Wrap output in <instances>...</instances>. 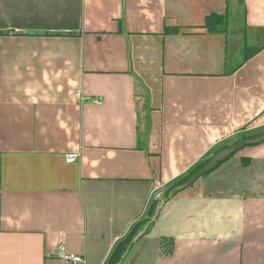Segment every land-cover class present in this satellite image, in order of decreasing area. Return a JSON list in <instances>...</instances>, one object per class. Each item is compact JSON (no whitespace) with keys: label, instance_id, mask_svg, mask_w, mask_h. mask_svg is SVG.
Masks as SVG:
<instances>
[{"label":"crops","instance_id":"1","mask_svg":"<svg viewBox=\"0 0 264 264\" xmlns=\"http://www.w3.org/2000/svg\"><path fill=\"white\" fill-rule=\"evenodd\" d=\"M256 133L264 0H0V264H107L167 187ZM234 157L124 264H264V145Z\"/></svg>","mask_w":264,"mask_h":264},{"label":"trees","instance_id":"2","mask_svg":"<svg viewBox=\"0 0 264 264\" xmlns=\"http://www.w3.org/2000/svg\"><path fill=\"white\" fill-rule=\"evenodd\" d=\"M227 27H228V17L226 14L212 13L206 18L205 24L202 28H204L209 33H226ZM175 30H177V29H175ZM167 32H168V29H167ZM252 56H254V52L246 53L245 60H249ZM258 134L259 133L250 134V135L249 134H243L242 136L240 135L238 139L230 142L227 145L222 146L219 150L215 151L214 155H216L221 150H223V149H225V148H227L233 144H236L237 142H239L241 140L253 138V137L257 136ZM213 156L210 159H208L207 161H204V162L200 163L199 165H197L196 167H194L191 171H189V173L180 177L175 182H173L169 187H167L165 189L163 198L161 200L157 199V200L152 202V204L148 210V214H147L146 218L143 221H141L138 225H136L133 228V230L130 232V234L115 247L113 253L111 254V256L107 262V264H124V262L126 261V259L129 256L130 252L132 251L133 247L136 245V243L134 242V238L137 236L138 232L141 231L144 228V226L148 223H151V227L148 231V234L151 232V229L154 226L155 222L158 220L159 215H160L164 205L169 201V199H168L169 193L174 188L187 183L196 173L201 171L211 161ZM233 157H231V158H233ZM241 162H242L243 167H248L251 164V159L243 158ZM222 165H223V163L220 164L218 166V168H216L214 171L218 170ZM214 171H212V172H214ZM211 173L205 175L203 178H206ZM154 218H156L155 221H153ZM161 247H162L164 254L171 255L174 251V240L171 238H162L161 239Z\"/></svg>","mask_w":264,"mask_h":264},{"label":"water","instance_id":"3","mask_svg":"<svg viewBox=\"0 0 264 264\" xmlns=\"http://www.w3.org/2000/svg\"><path fill=\"white\" fill-rule=\"evenodd\" d=\"M261 145H264V133L258 134L257 136L250 139L241 140L236 144H233L221 150L216 155H214L211 161L201 171L196 173L187 183L174 188L168 195L169 201L175 198L176 196H178L179 194H181L182 192L186 191L187 189L191 188L205 175L214 171L216 168H218L220 164L225 163L231 157L237 155L246 148L257 147ZM155 220L156 218H154L153 221ZM150 227H151V223L146 224L144 228L138 232L137 236L134 238V242L138 243L144 237H146L148 235V231Z\"/></svg>","mask_w":264,"mask_h":264},{"label":"built area","instance_id":"4","mask_svg":"<svg viewBox=\"0 0 264 264\" xmlns=\"http://www.w3.org/2000/svg\"><path fill=\"white\" fill-rule=\"evenodd\" d=\"M78 158H79L78 154H72L67 156V160L69 163H74ZM58 257L64 262L70 264H85L86 261L85 258L82 256L66 253L63 246H61L59 249Z\"/></svg>","mask_w":264,"mask_h":264},{"label":"rangeland","instance_id":"5","mask_svg":"<svg viewBox=\"0 0 264 264\" xmlns=\"http://www.w3.org/2000/svg\"><path fill=\"white\" fill-rule=\"evenodd\" d=\"M236 156V155H235ZM235 158V157H234ZM234 158H232V159H234ZM163 198V196L160 198V200ZM159 200V199H158Z\"/></svg>","mask_w":264,"mask_h":264}]
</instances>
